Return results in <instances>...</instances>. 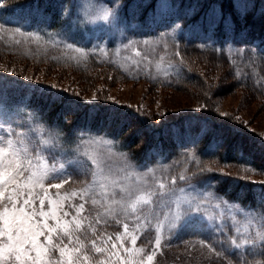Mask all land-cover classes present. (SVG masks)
Wrapping results in <instances>:
<instances>
[{"label":"rangeland","instance_id":"1","mask_svg":"<svg viewBox=\"0 0 264 264\" xmlns=\"http://www.w3.org/2000/svg\"><path fill=\"white\" fill-rule=\"evenodd\" d=\"M22 1L25 0H6L3 3L0 0V5L19 7L14 4ZM171 1H144L154 4L155 16L151 25H161L175 11ZM196 2L188 1V6L182 3V15L190 16L193 8L197 7ZM249 6H255L254 12L264 19L263 2L249 0L246 7ZM76 10L70 30L73 31V27L79 25L85 40L70 43V48L61 42L64 36L71 37L65 31L66 28L59 34H41L30 30L31 17L28 13L24 20L16 18L10 21L8 17L0 16V72L7 79L21 78L25 83L49 86L59 93L76 96L86 105L95 103L101 106L100 103H107L108 106L116 107L120 118L113 120L114 113L108 114L107 124H110V119L116 121L114 127L121 125L125 129L122 140L124 137L128 141L135 139L138 145L135 150H131L126 149L122 140L115 136L84 137L73 147L76 159L84 165L61 189L49 188V194L55 196L59 192L63 196L73 191L79 193L91 182L92 171L96 170L94 161L111 166L120 175V167L127 157L132 169L140 172L147 183L163 181L175 189L177 196L189 200L195 196L202 200L199 215L203 219L200 221L207 229L218 231L219 234L215 240L203 241L200 238V224L196 228H186L171 239L165 234L163 249L157 252L153 264H240L235 253L228 259L216 253L222 252V246L226 245V251L237 249L231 243L233 239L240 244L239 248L247 246L245 238L249 234L255 236L260 227L259 221L264 218V204L254 210L229 201L210 185V178L219 177V182L225 184L227 192L233 190L240 196L245 191L244 186L248 187L247 184L264 187V171L261 170L264 169V68L256 65L254 51L245 45L221 48L220 45L207 44V47L186 48L176 39L179 36L178 25L177 29L159 32L153 37L126 38L123 34L122 42H118L120 45L100 44L101 48L93 50L95 44L88 45V42L97 41L100 36L108 34L103 14L111 11L106 3H98L97 0H78ZM253 18L251 29L242 37L244 40L260 39L264 34L261 20L259 26L255 23L258 18ZM177 51L180 56L176 55ZM3 86L4 83L0 84V87ZM94 96L99 99L93 101ZM64 111L71 114L73 109L65 106ZM13 115L0 105V138L9 139V134L13 133L10 139L15 140L16 134L23 132L18 127L15 130L5 120L6 116L11 118ZM136 116L142 117L145 126L135 119ZM205 116L211 118L203 119ZM179 118L183 122L179 125L178 138L183 142V147L172 153L167 161L163 157H156L147 164L137 162L135 156L139 148L142 149L143 145L146 147L151 141L149 130L152 127L147 125L158 129L165 122ZM224 124L225 130H215ZM229 125L231 128L227 127ZM232 131L235 134L233 139ZM239 132H242L240 135L243 138L238 137ZM28 133L40 139L47 138L44 129ZM167 134L172 136L169 131L164 132V138L168 137L166 141L169 140ZM220 137L225 144L220 145ZM198 138H201V144L194 150ZM213 139L222 148L215 153L219 154L217 157L214 154L206 157L203 155V147L210 153L219 147ZM106 140L123 147L114 153L112 144L105 143ZM255 140L258 144L254 143ZM57 141L60 142V139ZM207 141L213 144L207 146ZM228 146H231L229 153ZM48 148L57 159L60 155L59 143L49 145ZM227 154L246 159L251 156L254 158L251 161L254 166L261 169L237 159L234 163L225 162ZM77 160H72V163ZM181 175L186 179L179 180ZM173 178L176 179L175 185L171 183ZM71 180H75V183ZM180 189L185 191L181 193ZM206 192L212 193L208 200H204ZM81 202L79 197L71 200L73 204ZM85 207L92 208V205L89 202ZM250 220L255 222L250 223ZM154 227L153 224L151 230L143 231L136 247H145L149 252L152 250L150 241L155 240ZM104 231L112 233L114 237L115 233L122 231V226L109 221ZM124 243L128 248H133L130 237ZM209 245L215 251L210 250ZM108 247L111 248V245ZM117 251L120 256L125 255L123 249L118 247ZM113 264H119V259L114 257ZM252 264H264V257Z\"/></svg>","mask_w":264,"mask_h":264},{"label":"snow or ice","instance_id":"2","mask_svg":"<svg viewBox=\"0 0 264 264\" xmlns=\"http://www.w3.org/2000/svg\"><path fill=\"white\" fill-rule=\"evenodd\" d=\"M135 6V0H131L128 7ZM28 7L36 14L40 11L38 2ZM111 15L105 12L103 19ZM176 55L180 56L179 51ZM48 96L53 102L79 107L76 101H65L57 93L49 92ZM97 99L98 96L93 97V101ZM120 116L114 112L113 119ZM16 135L15 140L0 138V264H113L114 257L119 264H153L157 252L163 249L165 234L171 239L186 228L198 227L203 219L199 215L202 200L177 196L175 189L163 181L147 183L140 172L132 169L127 157L120 175L111 166L94 161L96 170L92 171L91 182L79 193L50 195L49 188L61 189L72 176L68 165L56 159L48 148L56 145L60 133L47 131L43 143L28 132ZM105 143L112 144L114 153L123 147L110 140ZM185 179L184 175L179 177L181 181ZM171 183L175 185L176 179ZM77 197L82 202L71 203ZM210 197L212 193L206 192L204 200ZM89 202L92 208L85 207ZM109 221L122 226L114 237L104 231ZM153 224L156 235L154 242L150 241L152 250L136 247L139 236L151 230ZM259 224L255 236L249 234L245 238V244L253 251L258 245L264 248V218ZM129 237L131 249L124 243ZM231 243L240 247L235 239ZM118 247L124 250V256H120ZM209 248L215 251L210 245Z\"/></svg>","mask_w":264,"mask_h":264},{"label":"trees","instance_id":"3","mask_svg":"<svg viewBox=\"0 0 264 264\" xmlns=\"http://www.w3.org/2000/svg\"><path fill=\"white\" fill-rule=\"evenodd\" d=\"M101 1L108 4L109 8H112V3L116 1L117 5L115 7V12L120 16L122 26H124V28L126 27V38L132 37V33H138L140 29H142V37H153L156 36L159 32H170L172 29H177L179 26V36L176 37V39L186 48L207 47V44H216V46L220 45L221 48L228 46L245 45V47L247 48L251 47L250 49L248 48L249 50L254 51L253 56L256 59V65L262 67V69L264 68V34L261 35L260 39H256L253 37L254 39L250 38L244 40L245 38H242L243 35L248 31V29H251V21L254 19L253 17L258 18L257 22H255L256 25L260 26L261 20V27H264L263 17L260 18L261 15L254 12V8L256 7H246V4L249 2V0H245L247 3H245L244 0H197V7L193 8V12L190 16H183V12L180 6L182 5V3H186L188 6V1L191 0H172V5L177 10V17L175 20L170 19L169 21L168 19L169 24L159 31L158 29L148 27L150 18L154 15V4H148V2L145 3V0H135L136 5L138 6L128 7L131 0ZM260 1L264 3V0ZM37 2L40 6V11L38 14H36L33 9H30L28 7V5L35 4ZM17 4L19 5L20 10H23L27 7L28 10L34 11L31 16L33 23L37 24L48 20V23L50 24V27L48 28L54 30L68 20L70 14L75 10L76 3L75 0H25L14 5ZM145 4H147V6ZM12 8L13 7H9V10H11ZM251 12L255 14H252ZM185 31L188 32V37L184 35ZM180 32H182L181 35ZM241 34L242 36H239ZM241 40H244L245 42L241 43ZM3 77L4 73L0 72V79H2ZM18 79L21 80V78ZM9 80L12 81V79ZM7 82L9 81L7 80ZM27 86H36V89H41L45 93V95L31 96L26 102L27 108L29 110H32V112L37 115V117L35 115H32L33 119H36L38 121L41 120L42 122L47 124L48 127L53 128L54 130L61 133V138L63 140H69L70 143L79 142V140H81V137L84 138L87 135H109L118 137L122 140V136H124L125 131L123 126L120 125L119 127H114L113 124L116 123V121H113L114 119H110V124H107L109 120L106 118V116L108 114L117 112L116 107L110 105L108 106L107 103H100L101 106H98V104L95 103L86 105L81 103L76 96L59 93L49 88V86L45 85L31 84ZM49 92L57 93L58 95L63 96L65 98V101H76L79 104V107L69 106L66 103H60L59 101L53 102L48 96ZM10 96L11 98L8 100L11 104H18L21 101L20 95ZM102 105H104V107H102ZM65 106L72 107V115L64 111ZM130 114L134 116V113H132V111H130ZM21 115L25 117V114L22 112ZM210 118L211 117L209 116L203 117V119ZM135 119L145 126L142 117L136 116ZM181 122H183L182 118L170 120L165 122V124L161 125L158 129H155L152 125L148 124L147 127H152V129L149 130V137L151 141L149 142V144H147L146 147L143 145L142 149L138 147L140 150H138V153L135 156L136 161L139 163H146L150 162L151 159H155L156 157H163L166 161L169 160L172 153L174 154V152H178V150L183 147L182 144H180V139L173 131V129L179 127ZM227 127L231 128L230 125ZM225 128L226 125L224 124L221 127H217L215 130H225ZM167 131H169L172 136L167 134L169 136V140L166 141L165 139H168V137L164 138V132ZM235 131L237 132V130ZM240 133L242 134V132H239L238 137H242ZM234 135L235 134L232 131V139L234 138ZM200 139L196 141L197 143H194V145L196 144L194 150H197L198 145L201 144ZM123 140L122 142L124 143L126 149L132 148L131 150H135L137 140ZM213 141L218 144L216 139H213ZM219 141L220 145L221 143L225 144L223 143L224 139H221V137ZM210 143L212 142H209L207 146ZM254 143L258 144L256 140ZM220 145L211 153L206 152V149L203 147V155H205L206 157H211L214 154V157H217L219 154L217 155L215 153L220 152L222 148ZM230 151L231 146H228L227 153H229ZM150 152H153L152 155L150 154ZM200 156L203 158L202 155ZM236 159L240 162L246 161V164L254 166V164L251 162L254 158H252L251 156H248V158L246 159L244 157L237 158L227 154L224 161L234 163L236 162ZM256 168L261 169L257 166ZM261 170L264 171V169ZM221 180L223 181L224 179ZM210 185H212L216 192L224 196L227 200L236 202L244 207L257 210L261 205L264 204V193H260V191L264 190V187L250 186L247 184L248 187L244 186L245 191L240 196L237 195V193L233 190H231V192H227V188L224 186L225 184L220 183L219 177L217 178V176L210 178ZM202 232L203 234L200 238H202L203 241L208 242H210V240H215L219 235L217 233L218 231L208 230L204 232L202 230ZM226 246H222L224 248V250L222 251V255H224L226 258H230V255L235 253L240 264H245V261H247V264H252L253 261L260 258L263 259L264 257V255L258 254L260 252H264V248L261 247H256V249L253 251L251 246L247 245L243 248L230 249L226 251L225 249L228 247Z\"/></svg>","mask_w":264,"mask_h":264}]
</instances>
